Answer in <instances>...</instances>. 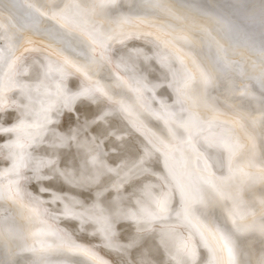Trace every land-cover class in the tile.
Here are the masks:
<instances>
[{
  "label": "snow or ice",
  "instance_id": "snow-or-ice-1",
  "mask_svg": "<svg viewBox=\"0 0 264 264\" xmlns=\"http://www.w3.org/2000/svg\"><path fill=\"white\" fill-rule=\"evenodd\" d=\"M125 5L127 12L122 11ZM65 18L91 28L105 40L127 35L122 30L125 25L153 29L165 46L181 54L182 62L187 59L186 68H195V83L188 76L179 91L198 101L197 107L207 108V114L197 115L191 123H178L148 111L141 103L140 88L128 84L102 53L98 55L102 45L85 40L64 23ZM0 29L13 49L10 54L0 51V94L12 89L18 54L41 37L66 68L94 85L77 96L98 93L135 118L163 147L185 154L178 183L182 195L187 190V215L201 230L210 254L206 264H264V197L257 200L253 196L257 185L264 191V0H0ZM205 48L212 56L198 62L194 50ZM222 86L216 101L207 104L209 90ZM152 120L163 127L157 130ZM27 127L31 125L9 131ZM212 127L227 134L223 144L231 177L223 186L212 174L197 172L192 164L193 155H200L195 135ZM14 168L19 171L18 166ZM19 184L14 180L8 186L0 185V208L8 201L14 229L5 238L0 220V240L5 244V259L0 264H17L13 239H25V248L28 243H39V264H106L89 247L58 239L39 218L37 208L16 199ZM165 210L161 203V211ZM217 211L223 224L218 222ZM136 246L132 241L126 247Z\"/></svg>",
  "mask_w": 264,
  "mask_h": 264
},
{
  "label": "bare ground",
  "instance_id": "bare-ground-1",
  "mask_svg": "<svg viewBox=\"0 0 264 264\" xmlns=\"http://www.w3.org/2000/svg\"><path fill=\"white\" fill-rule=\"evenodd\" d=\"M248 2L258 3L259 0H248ZM16 18L19 20L21 19V16L17 14ZM72 27L74 28V26ZM81 28L80 30L83 32L84 29L82 30ZM88 32H91V30L90 31L87 30V33ZM128 34L124 35L123 37L119 35V37L121 38L117 41L112 42L111 45L109 43L105 47V45L103 44L104 46L102 47L104 48L102 49L100 48L98 55L102 53L103 56L108 59L111 69H113L114 72L122 76L124 80L127 81L128 84L132 85L133 87L140 88L141 103L145 106V108H147L148 111L156 113L165 119H174L178 123L179 122L191 123L196 118L197 115L207 114L208 112L207 108L201 109L197 107L199 103L198 101L188 99L180 94L179 90L183 88L185 79L188 76H191V78L193 79V82L195 83L196 76H197L196 70L193 66H188L186 68V65L188 64L187 59H184L182 62L181 54L178 51H176L174 48H172L171 46H165V44L163 43V38L158 36V34L153 29L142 28V29H138L135 31H133L132 29L131 35H128ZM90 37L88 38L90 39ZM116 37H118V35ZM158 39L160 40V42L158 41ZM7 41H3V43ZM138 41H142L148 45H151L152 47L149 48V50L153 53H157L161 51L160 52L161 54H159L158 57H161L162 55L164 56V54L165 56H167L166 58L164 57L165 60H163L162 57H161L162 60L159 58L156 60L157 62L159 61L161 65L164 66V68L166 69L165 74L157 70L155 63L147 57L148 55H146V52H148V48H146L145 46H141ZM8 43L10 42L3 44V46L5 47ZM77 43H79V41H77ZM37 44L40 46L39 43ZM160 44L162 47L160 46ZM34 46L36 47V44L26 45L25 47L28 50L23 51L22 53L18 54L19 59L17 61V68H16V75H15L17 79L14 77L12 89L10 91H5L2 94H0V185L8 186L11 181L19 180L20 184L18 187L20 191L16 199L20 200L23 204L27 205L30 208H33V207L37 208L39 210V218L43 221H46L48 225L51 226L52 230L56 233V236L58 239H60L61 241L69 245L75 246L77 244V245H84V246L89 247L98 257L102 258L106 262V264H126L124 263V261L126 262V260L127 262L132 261L134 262V264H206V262L211 258L210 254L204 245V238L201 235V230L191 220V217L187 215V209H186L187 190H185L184 194L182 195L181 187L178 183L180 173L185 163V154L182 151L177 150V149L169 150L163 147L157 141L155 137H153L138 121L135 120V118L125 115L118 105L113 104L110 100H108L107 98L103 96H100L98 93H94L93 95H87V96L82 95L80 99L76 98L73 106H70L68 108L67 101L69 100V97L65 89L68 88L71 90V88H69V85L71 87H76L77 84L81 82L83 84L86 83L87 85H89L90 89H92L94 85L88 80H86L83 76L76 73L74 70H69L68 68H65L61 60L55 54L48 51L47 49H44V48L41 49V47H45V46L43 45L40 46L39 47L40 49L38 47L35 48ZM156 46H158V48ZM4 50L6 49L4 48ZM194 51H197V50H194ZM44 59L48 60V62L51 64L57 65L58 67L63 66L62 68L63 71H61V69L60 71L58 70L59 71L58 75H56L57 72L54 71L55 75L59 76V78L62 79V82L57 83L56 87H53L54 89H52V91H49L51 93L49 92H48L49 94L47 93V98L43 97L44 95L40 93V90L42 91L43 89H40L42 86L38 88L37 86L38 83L35 86H37V88L40 89L39 91L38 89H36L35 91L32 89H28V93L27 94L24 93L25 97L23 96L22 99L28 96V99L32 101L30 102L31 106L34 103V107H32L31 110H28L25 107V109H27L28 112L25 114V116L21 117L20 119L8 120L11 114L9 111L6 112V110L12 107L10 106L12 103L11 104L9 103V96H12L13 95L12 93L13 92L15 93V89L17 88V83H16L18 81L17 75L21 76L23 75L22 73H27V72H28V75L33 74L34 68H35L34 65L37 62H40L41 60L44 61ZM168 60H171L173 62L168 61ZM38 67L40 66L38 65ZM48 67L49 66L47 65L45 68L48 69ZM49 69H52V68H49ZM40 72H41V69H40ZM45 72L42 74L43 78H44ZM47 74H46V77H47ZM159 76L161 77V79L157 78ZM45 79L46 78H44V80ZM58 85H59V91L57 88ZM87 85L86 87H88ZM81 87L83 86L81 85ZM22 89L23 88H21V90ZM117 90L120 91L119 89ZM80 92H81V89H80ZM210 92L212 91L209 90L207 94V101H206V103L209 105L214 103L216 101V97L220 95L219 94L218 96H215V99H213L211 98V95L213 94ZM213 92L216 93L217 91L213 90ZM216 94H218V92ZM15 97H17V95ZM26 101H27V98H26ZM62 105H67L65 106V108L69 110V112H67L66 114H64L63 112L58 113L59 116L61 114L63 116L61 115L60 119H56L53 114L55 111H58ZM65 108L64 110H66ZM101 109H104L106 112L105 114L100 116L96 122L90 119H89L90 121H86L88 122V124H90L91 134L89 135L91 136L87 135L88 137H85V136L82 137L79 134L74 135L76 137H78L77 135L82 137L80 143L79 142L76 143L77 148H78V149L76 148L77 153H71V155L67 157L64 161L62 160L63 161V163H61L62 165L60 164L59 166H54L53 163L52 164L50 163L49 165L45 164L43 159L39 156L42 151L46 150L47 148L46 146L50 144V138H53L52 137L53 132L47 135L49 131L54 130V132H58V133L62 132L68 126L67 124L72 123L74 114L79 115V113H82L84 115V118L88 119L92 117L95 114V112ZM22 110L23 112L26 111L24 109ZM118 111H120L121 113ZM121 118H123V122H125L124 124H122L123 122H121L122 120ZM86 122L84 124L83 130L87 129L89 131L88 124ZM53 123L54 125L51 128H49L50 125ZM131 123H134V127L136 131L140 135L143 136L144 140L142 139V137H139L138 133H134L133 131L131 132L130 129H127V126H130ZM151 123L153 127L156 128L157 130L163 127L162 123L158 121L152 120ZM21 124L31 125V127H27L23 131H20V130L9 131V129H16ZM76 125H79V124H76ZM112 125L118 128L117 129L119 130L118 132L121 133L120 138L123 136H126L127 139H123L122 141H115L110 137V139H108L109 141H107L110 144L109 147L113 145L112 147L117 149L120 146H122L121 147L122 149L120 148V150H116V149L113 150L112 152L108 153L107 156L103 158L102 160L103 162H106V164H110L112 166L111 170L113 173L111 176L109 175L107 177L103 173L105 178L107 177L106 178L107 181L108 180L111 181V179L115 178L118 175L120 176L121 174H123L125 170H126L125 172L127 173L128 171L127 168H130V166L133 164V162L135 161L136 155L137 157H139V154L140 155L142 154L141 150H143L146 154L144 156L148 159V164L151 167L150 169L151 171L149 170L150 173L145 172V171L143 172L139 171L138 173H135V175H132L131 177L129 176L130 177L129 179L128 178L127 179L124 178L125 180L123 179L124 184L123 186H120L122 188L116 193V195H118V198L116 201L117 203L115 205L116 207L118 205L120 210L122 209L125 211L131 210V212H134V214L132 213L130 219H129L130 216L127 217V220L125 218L123 219V221L126 220V222H123L124 224L121 226V228L119 227L121 229V232L119 230V232L116 233L117 236L115 235L113 236L115 238L112 237L113 239H111L110 234H109L110 232H109L107 233L109 239H106L105 238L106 235L104 236L103 234L104 236L103 238L106 239L105 241H103L101 240V237L100 239H98L99 238L98 236L100 234L98 235L97 233H94V232L96 231V228H97L96 226L98 224H99V227H101V229L102 227H107L109 229V226H107L106 224L104 225L102 224L103 226H101L100 223H98L95 226L96 227L95 228L93 225H95L96 222L95 224L94 223L91 224L92 221L91 222L88 221L87 224L90 223L92 227L95 228V230L90 225V227L85 226L84 228H81V230L79 229L80 231L75 230L76 233L74 232V229L72 228L75 224L74 219L81 218L80 213H82L83 206L80 205L81 202L79 201H77L78 203L75 202L76 200L79 199L78 197H76V200H75L73 198L74 196L72 197L70 195L74 199V202L71 201L72 199L70 201L68 200L70 198V197L68 198V196L70 192L71 193L73 192V190L68 191L66 186H72L70 189H74L75 185L72 184V180L70 179L71 176H68L69 171L67 172V174L65 172L67 171V165L75 160L74 156L76 155L78 156V153L82 155L80 152L84 151V149L88 148L89 145H91L90 141L92 140V143H94L92 138L96 137L98 134L102 132H106V129ZM73 127L74 126H72V128ZM67 129L70 131L69 128ZM73 130L71 132H73ZM61 134H64V133H61ZM131 135H134L132 136L133 138L131 137ZM226 135L227 134L225 132L221 131V129L217 127H212L206 131L198 132L194 137V143L196 147L198 146L197 143L200 142L199 144L202 146V149H201L202 154L199 156L193 155L192 157V164L194 168L196 169V171L205 176L212 174L213 179H215L216 182L220 184L221 186H223V181L231 177V173L228 168V152L226 151L224 144H223L224 140L226 139ZM61 137H64V136H61ZM67 137L70 138L69 135ZM68 138L65 137L64 141L67 142ZM104 140L105 138H103V141ZM143 141H145V143ZM208 142H214V145L212 146L208 144ZM71 143L72 144L70 145V139H69V145L70 146L73 145L75 149L73 142ZM63 144L61 142V146ZM205 144L212 146V150H210V152L208 151V149L206 150ZM201 146L198 148H201ZM210 146H209V149L211 148ZM92 149H94V147ZM70 150L73 151V149L69 147V151ZM64 152H66L65 149H64ZM108 152H109V149H108ZM103 154H104V151H103ZM103 154L102 156L105 155ZM93 155H91V157ZM55 159H52V160L56 161ZM78 159L79 158L77 157V160ZM81 163L82 162L80 161V163L78 164H81ZM115 163H117L116 166L114 165ZM14 165L18 166V169H19L18 172H17V169L14 168ZM71 165H74V163ZM87 166L89 167V165ZM78 167H76L75 165L76 171ZM92 169H94V167ZM146 169H143V170H146ZM98 170L100 171V169ZM84 172L85 171H83V173ZM74 173H71V174H74ZM94 173L96 172L94 171ZM63 175L68 180V182L66 181ZM75 176L74 178H76ZM84 177H85V173H84V176L82 175V178L87 179L86 177L85 178ZM96 178L98 179L99 177H96ZM117 178H120V177H117ZM76 179H73V180H76ZM99 179L100 180L102 179L101 176ZM77 181L78 180L75 181L76 183L75 182L73 183L78 184ZM98 181L99 180H97V183L96 181L94 183L95 184H98L99 182L101 183V181L99 182ZM117 182H118V179H117ZM122 182L121 183L119 182V184L121 185ZM90 184L92 183L90 182ZM80 185L78 187L79 192L78 190L74 189L75 195H77L78 193L79 194L81 193V196H82V194L86 192V190L85 191L80 190V188H82L81 187L82 185L81 186ZM114 185L116 184L114 183ZM59 186L61 187L65 186V191L69 192L68 196L64 197L63 195L65 194H63V192H62L63 195H61L59 188H58V190L56 191H59V194L63 198L59 196L52 197L54 194L50 190L53 195L51 194V197H50L51 199L47 197V199L45 200V199H42L41 197L42 194L38 196L37 193H39V191L37 193L35 191V189L36 188L38 189V187H41L40 190L43 191V189L45 190V187L47 189L49 188L53 190V189H57V187ZM13 187H15V185H13ZM42 187L44 188L42 189ZM61 187L60 189L63 190L64 187L63 188ZM114 187L116 186H113V188ZM91 190L88 193H91ZM93 190L95 192V189ZM97 190L100 191L99 189ZM116 190L118 189L116 188ZM65 191L64 193H66ZM47 193L48 192H46L45 194ZM54 193L55 195L58 194L55 191ZM96 193H101V192H96ZM158 194L161 196L160 199L158 198L159 196L156 197ZM43 196L46 197V195H43ZM253 196L257 200L264 197V191H262L259 188V185H257L256 191L253 193ZM155 197L158 198L159 200H157ZM64 198H68V199H64ZM80 199L83 200V197H81ZM101 200H103V202L105 200L104 205L107 204L106 198L101 199ZM109 200H111V198ZM109 200L107 202H109ZM155 200H157L156 204H155ZM82 203L83 205H85L84 202ZM87 203L89 204V201H87L86 204ZM161 203H163L164 208L166 209L165 211H161ZM75 204H79V206ZM87 205L85 206L87 207ZM89 206L90 205H88L87 209L89 208ZM110 206L113 207V205H110ZM154 207L157 210V215H155V213L152 214V209ZM53 208L59 209L60 210L59 212L62 213L60 214L61 216L58 214V211H56L57 213H55V210ZM94 209L96 211V208ZM94 209L92 208V210ZM102 209L103 208L100 209L99 211L100 213ZM90 213L92 212L90 211ZM118 215H120V213H118ZM103 216L105 218V215ZM103 216H101L100 218H102ZM108 216H109V212H108ZM216 216L218 218V222L223 224L224 218L219 213V211H217ZM98 217H96L97 218L96 221L99 222L100 218ZM114 217L111 218L110 220L111 223L112 221H114L113 220L115 219ZM121 217L123 218V214ZM94 218H92L93 221H94ZM12 219H13V212L9 208L8 201H4L3 207L0 208V220H3V223H4L5 238H10L11 232L14 231V229H12V226H11ZM105 221L107 222L108 220H105ZM71 222L72 223L74 222V224L72 225ZM106 222H103V223H106ZM107 223L108 225L110 224L109 222ZM76 224H80V222ZM112 224L114 225V223ZM113 225L110 227H113ZM115 225L117 226V223H115ZM80 226L83 227L82 225ZM74 228L76 229L77 227L74 226ZM89 228H92L94 232L93 230L91 231ZM102 230L100 231L101 233H102ZM115 232L116 231H114V233ZM129 237H131V240L126 242ZM244 240L246 239L242 238V242H245ZM132 241H135L137 246L136 247H126ZM25 242H26L25 239H13L12 240V243L14 245V253H15L14 258L17 264H39V249L41 248V245L39 243H36V244L28 243L27 248H25L24 247ZM32 248H35L36 251L29 250ZM4 259H5V244L2 240H0V261H3Z\"/></svg>",
  "mask_w": 264,
  "mask_h": 264
},
{
  "label": "rangeland",
  "instance_id": "rangeland-1",
  "mask_svg": "<svg viewBox=\"0 0 264 264\" xmlns=\"http://www.w3.org/2000/svg\"><path fill=\"white\" fill-rule=\"evenodd\" d=\"M126 8V9H125ZM122 11L123 12H127L128 11V7H127V5H125L124 7H123V9H122ZM67 21H66V20ZM64 19V23L66 22V23H68L67 25L69 26V27H72V26H74V30L76 31V32H78V34L80 33V35H82L83 37H84V39L85 40H89V38L88 37H90V36H92V37H90V39H93V40H95L96 42H97V44H100V45H102V46H104L105 45V47L107 46V44H109L110 43V45L112 44V42H114V41H117V40H119L121 37H123L124 35H121V37H119V35H118V37H116L114 40H105L104 38H102V37H100V36H98L97 37V35H95L94 33H93V31H92V29H90L89 27H87V26H84L83 27V25H76V24H74L73 23V21H71L70 19H68V18H65ZM65 23V24H66ZM71 25V26H70ZM126 26V27H125ZM125 26H123V32H125V33H129L128 35H131V30L133 29V31H135V30H138V29H142V28H148V27H144V26H140V27H129V26H127V25H125ZM75 27H76V29H75ZM82 27V28H81ZM112 27L114 28V29H116L117 30V32H119L120 31V28H119V26L118 25H116V24H113L112 25ZM80 28L83 30V32L80 30ZM87 28V29H86ZM91 30V32H88L87 33V30L88 31H90L89 29ZM151 29V28H150ZM89 34V35H87V34ZM85 34V35H84ZM5 36V37H4ZM117 36V35H116ZM4 37V38H3ZM6 38H7V36H6V33L2 30V29H0V51H3L4 50V48L7 50H4L3 52L4 53H6V54H8V53H11L12 51H13V49L12 48H10V46H9V44L10 43H8L5 47L3 46V44H5V43H7V42H9V40L7 41L6 40ZM88 38V39H87ZM95 38H97V39H95ZM104 41H103V40ZM3 41H7V42H4L3 43ZM35 41L37 42V43H39L40 44V46H45L46 45V41H44L41 37H36L35 38ZM158 41L160 42V40L158 39ZM139 42V44L141 45V46H145L146 48H148V52H146V55H148L147 57L151 60V61H153L154 63H155V65H156V68H157V70L159 71V72H162L163 74H165L166 73V69L164 68V66H162L161 65V63L158 61H156L158 58L159 59H161V57H162V59L163 60H165V58L167 57V56H165V54H164V56L162 55L161 57H158L159 56V54H161L160 52H157V53H153V52H151L150 50H149V48H151L152 46L151 45H148V44H146V43H144V42H142V41H138ZM162 42V41H161ZM37 43H35L36 44V47L35 48H39L40 46L37 44ZM42 44V45H41ZM45 44V45H44ZM104 44V45H103ZM38 45V46H37ZM160 46H161V44H160ZM157 48H158V46H156ZM162 47V46H161ZM47 49L48 51H50L51 52V50L50 49H48V48H46V46L45 47H41V49ZM102 48H104V47H101V49ZM40 49V48H39ZM163 49H165V48H163ZM197 51H199V52H197V51H194L195 53H194V56L196 57V59H197V61L199 62V61H204V60H206V59H208V58H210L212 55V53H210V52H208V50L205 48L204 50H200V49H196ZM167 55V54H166ZM165 57V58H164ZM152 58V59H151ZM161 59V60H162ZM167 61V60H166ZM168 61H171V60H168ZM171 62H173V61H171ZM37 63H38V65L40 66V67H38V65H37ZM34 66H35V68H34V73L33 74H31V75H28V72L27 73H22L23 75H21V76H18L17 75V77H18V81L16 82L17 83V88L15 89V93L13 92L12 94V96H9V103L11 104L10 106H12V107H10V109H8V110H6V112L7 111H9L10 112V114H11V116L9 117V119L8 120H11V119H20L21 117H23V116H25V114L28 112V110H31V108L32 107H34V103L32 104V106H31V103L30 102H32V101H30V99H28V96H26V98H27V101H26V98H23L22 99V97L25 95V94H27L28 93V89H32V90H36V89H38V88H40L41 86V88L40 89H43L42 91L40 90V89H38V91L40 90V93L41 94H43L44 96L43 97H45V98H47V93L49 92V91H52V89H54L53 87H56V84L57 83H59V82H62V79L61 78H59V76H56V75H58V72L60 71V69L62 70V68H63V66H60V67H58L57 65H55V64H51V63H49L48 62V60H45L44 59V61L43 60H41L40 62H37ZM44 63H45V65H44ZM43 64V65H42ZM51 66H50V65ZM49 66L48 67V69L49 68H52V69H47V68H45L46 66ZM45 66V67H44ZM131 66V65H130ZM38 67V68H37ZM65 67V66H64ZM66 68V67H65ZM37 69H39V70H37ZM40 69H41V72H40ZM43 70V71H42ZM49 72H48V71ZM51 70H52V72H51ZM59 70V71H58ZM46 71V72H45ZM57 72L56 73V75H55V72ZM40 72V73H39ZM45 72V75H44V78H46L45 80H44V78H43V73ZM47 73H49V74H47ZM40 75V77H42V78H40L39 77V75ZM46 74H47V77H46ZM35 75V76H34ZM37 75H38V77H37ZM26 77V78H25ZM30 77V78H29ZM16 78V77H15ZM157 78H159V79H161V77L159 76V77H157ZM17 79V78H16ZM42 80V81H41ZM85 80V79H84ZM38 81V82H37ZM40 81V82H39ZM48 81V82H47ZM32 82V83H31ZM36 83V84H35ZM37 83H38V85H37ZM40 83V84H39ZM83 86V87H81V85ZM85 84V85H84ZM81 83V82H79L78 84H77V86L76 87H71L70 85H69V88H71V92L74 94L75 92V97L76 98H78V99H80V97L82 96V95H80V96H77V94L78 93H80V89H81V92L82 91H84V90H87V89H90V87H89V85H87L86 83ZM19 85V86H18ZM24 85V86H23ZM35 85H37L38 86V88H37V86H35ZM86 85L88 86V87H86ZM81 88H80V87ZM85 87V88H84ZM21 88H23L24 89V91H23V89L21 90ZM45 88H46V90H45ZM18 89V90H17ZM20 89V90H19ZM48 90V91H47ZM221 90V91H220ZM18 91V92H17ZM45 91V92H44ZM77 91H78V93H77ZM118 91V90H117ZM210 91H212V92H210V93H212L213 95H211V98H213V99H215V96H218L219 94H221V92L223 91V86H222V88L221 89H218V90H216L217 92H218V94H216V93H214L213 92V90H210ZM215 91V90H214ZM18 93V94H17ZM22 95H20V94ZM25 93V94H24ZM49 93H51V92H49ZM48 93V94H49ZM46 94V95H45ZM17 95V97H15ZM19 95V96H18ZM130 95V94H129ZM85 96V95H84ZM83 96V97H84ZM11 97V98H10ZM15 97V98H14ZM19 97H21V98H19ZM25 97V96H24ZM21 102H20V101ZM23 100V101H22ZM25 100V101H24ZM26 102V103H25ZM28 102V103H27ZM15 103V104H14ZM14 105V106H13ZM19 106V107H18ZM25 107L28 109H25ZM14 110H13V109ZM22 109H24V110H26V111H24L23 112V110ZM63 109V108H62ZM61 109V110H62ZM105 109V108H104ZM104 109H101V110H99V111H97V112H95V114L92 116V117H90V118H84V115L82 114V113H79V115H73V121H72V123H69V124H67L68 126L65 128V130L64 131H62V132H54V130H53V138H50V144L48 145V146H46L47 148H46V150H44V151H42L41 152V157L44 159V160H46L48 163H53V165L54 166H59L61 163H63V161L67 158V157H69L70 155H71V153H77V144L76 143H80V141H81V139H82V137H88V136H91V135H89V134H91V128H90V124H88V122H86V121H90V120H93L94 122H96L97 121V119L100 117V116H102L103 114H105V110ZM117 110H118V108H117ZM12 111H13V113H12ZM67 112H69V110H64L63 111V113L64 114H66ZM104 112V113H103ZM118 112H120V111H118ZM22 113V114H21ZM121 113V112H120ZM24 114V115H23ZM78 116V117H77ZM90 119V120H89ZM122 120H121V122H123V118H121ZM83 120V121H82ZM156 121V120H155ZM83 122V123H82ZM85 122L88 124V128H89V131L88 130H86V131H88V132H86L85 131V129L83 130V128H84V124H85ZM125 122H123L122 124H124ZM73 124V125H72ZM76 124H79V125H76ZM72 126H74L73 128H72ZM77 126V127H76ZM79 126V127H78ZM127 126V125H126ZM67 128H69L70 129V131L67 129ZM68 131H67V130ZM76 130V131H74V130ZM110 129V130H109ZM118 128L116 127V126H109L107 129H106V132H102V133H100V134H98L96 137H94V138H92L93 139V142L94 143H92V140L90 141V144L92 145H89V147L88 148H86V149H84V151H81L80 153L83 155H80L79 153H78V156L76 155V156H74L75 157V160L74 161H72L71 163H69L68 165H67V171L65 172L66 174H67V172L69 171V173H68V176H71V180H72V184L73 185H75L74 186V189L75 190H78V187H79V185L83 188H80V190H86V192L88 193L91 189V193H84V194H82V196H81V193L79 194H77V195H75V190L74 189H70L72 186H66L67 187V190L69 191V190H73V194L70 192V194H69V192L67 191H65V186H63V187H61V186H59V187H57V189H47L46 187H45V190L43 189L44 187H42V189H43V191L42 190H40L41 189V187H38V189L36 190L35 189V191H36V193L39 191V193H37L38 194V196L39 195H41L42 194V199H47V197L49 198V199H51L50 197H51V194L53 195L52 197H54V196H56V197H61V198H63L61 195H63V194H65V195H63L64 197L65 196H68V194H69V196H68V198H64V199H68L69 201L71 200L72 202H74V199L76 200V197H78L77 199L78 200H76L75 202H77V201H79V202H84V204L85 205H87L86 204V202L87 201H89V204L88 205H90L89 206V208L87 209V207H88V205H87V207L85 206V205H83V203L81 204L83 207H86V210L89 212V214H91L92 216H91V218H90V220H88V221H92L91 222V224L92 223H94L95 224V222H96V224L95 225H93L94 227L98 224V223H100V225L101 226H103L104 224H106L107 226H109V229L107 228V227H102V229H101V227H99V224L95 227L96 228V231L94 232V230H95V228H93L92 227V225L89 223V224H87L88 223V221L86 222V223H84V222H80V224H76V223H79V222H76L75 221V224H74V222L72 223V225L74 224V226L75 227H77L76 229L74 228V226L72 227L73 229H74V232L76 233V231L78 230V231H80L81 230V228H84L85 226L87 227H90V225H91V227L94 229H92V228H89L91 231L93 230V232L94 233H97L99 236V238L98 239H100V237H101V240H103V241H105L106 239H109V237H108V234L107 233H109L110 234V237H111V239H113V238H115V237H113L114 235L115 236H117V234L116 233H118L119 232V230H120V232H121V226L124 224L123 222H126V220H127V217H129V219L131 218V215H132V213L134 214V212H131V210H128V211H125V210H120V208H119V206L117 205V207H116V201H117V198H118V195H116V193L122 188V187H120V186H123V184H124V180L125 179H129L132 175H135V173H138L139 171L140 172H143V171H145V172H148V173H150V169H151V167L149 166V164H148V159L144 156V155H146L145 154V152L143 151V150H141V152H142V154L140 155L139 154V157H137V155H136V158H135V161L133 162V164L130 166V168H127V170L130 172V174H129V172L127 171V173L124 171L123 172V174H121L120 176L118 175V176H116L115 178H113V179H111V181L110 180H108L107 181V177L110 175H112V170H111V168H112V166L110 165V164H106V162H103L102 160H103V158H105L106 156H107V154L108 153H110V152H112L113 150H115L116 148H113L112 146L113 145H111V147H109L110 146V144L107 142V141H109L108 139H110V137L113 139V140H115V141H122L123 139H127V137L126 136H123V137H121L120 138V132H118L119 130H117ZM127 129H130L131 130V132L133 131L134 133H138L137 131H136V129H135V127H134V123H131V125L130 126H127ZM133 129V130H132ZM73 130V132H71ZM82 130V131H81ZM108 130V131H107ZM85 131V132H84ZM66 132H67V134H66ZM75 132V133H74ZM110 132V133H109ZM61 133H64V134H61ZM69 133V134H68ZM86 133V134H85ZM104 133V134H103ZM108 133H109V135H108ZM76 134H79L80 136H82V137H80L79 135H77L78 137H76V136H74V135H76ZM83 134V135H82ZM85 134V135H84ZM112 136H111V135ZM70 136V138H68L67 136ZM88 135V136H87ZM138 135H139V137H142V139H143V136L142 135H140L139 133H138ZM61 136H64V137H61ZM72 136H74V137H72ZM99 136H100V138H99ZM104 136V137H103ZM118 136V137H117ZM132 136H134V135H131V137ZM55 137V138H54ZM61 137V138H60ZM68 138L67 140V142H65L64 140V138ZM114 137H115V139H114ZM60 138V139H59ZM74 140H73V139ZM77 140H76V139ZM103 138H105V140L103 141ZM133 138V137H132ZM69 139H70V145L72 144L71 142H73V144H74V146H75V149H74V147H73V145L72 146H70L69 145ZM119 139V140H118ZM79 140V141H78ZM95 140V141H94ZM98 140V141H97ZM144 140V139H143ZM55 141V142H54ZM103 141V142H102ZM61 142H62V146H61ZM100 142V143H99ZM144 143H145V141H143ZM57 143H59V144H57ZM200 143V142H199ZM199 143H197V145L198 146H196L195 148H196V150L199 152V154L201 155L202 154V152H201V149H202V146L199 144ZM212 143V144H211ZM94 144H96V145H94ZM99 144H100V146H99ZM208 144H210V145H214V142H208ZM208 144H205L206 145V150L208 149V151L210 152V150H212V146H210V145H208ZM201 146V148H198V147H200ZM204 145V146H205ZM51 146V147H50ZM97 146V147H96ZM108 146V147H107ZM207 146H208V148H207ZM209 146L211 147L210 149H209ZM65 147V148H64ZM68 149H67V148ZM69 147L71 148V149H73V151L72 150H70L69 151ZM94 147V149H92ZM122 146H120L119 148H117L116 150H120V148H121ZM152 147V146H151ZM77 148V149H76ZM101 148V149H100ZM58 149H59V151H58ZM64 149H65V151L67 152H64ZM99 149V150H98ZM108 149H109V152H108ZM122 149V148H121ZM92 150V151H91ZM97 150V151H96ZM100 150H102V151H100ZM69 151V152H68ZM85 151H86V153H85ZM88 151V152H87ZM98 151H99V153H98ZM103 151H104V154H103ZM107 151V152H106ZM63 152V153H62ZM92 152H94V153H92ZM97 152V153H96ZM55 153V154H54ZM91 153V154H90ZM104 155V156H102V154ZM59 154V155H58ZM66 154H67V156H66ZM86 154V155H85ZM94 154V155H93ZM101 154V155H100ZM53 155V156H52ZM62 155V156H61ZM91 155H93L92 157H95L96 159H95V162L93 161V159H92V157H91ZM99 155H100V157H99ZM52 156V157H51ZM55 156V157H54ZM57 156V157H56ZM87 156V157H86ZM90 156V157H89ZM144 156V157H143ZM59 157H61V158H59ZM64 157V158H63ZM77 157L79 158L78 160H77ZM81 157V158H80ZM87 159H85V158ZM144 159H143V158ZM49 158V159H48ZM56 158V159H55ZM63 158V159H62ZM89 158H90V160H89ZM139 158V159H138ZM52 159H55L56 161H54V160H52ZM84 159V160H83ZM144 161H143V160ZM50 160V161H49ZM63 160V161H62ZM84 162H83V161ZM214 160V159H213ZM212 160V161H213ZM58 161V162H57ZM60 161V162H59ZM80 161L83 163H81V164H78V163H80ZM86 161V162H85ZM131 161H133V160H131ZM55 162V163H54ZM88 162V163H87ZM58 163V164H57ZM74 163V165H71V164H73ZM146 163V164H145ZM77 164H78V166H77ZM91 164V165H90ZM95 164V165H94ZM97 164V165H96ZM104 164V165H103ZM106 164V165H105ZM112 164V163H111ZM62 165V164H61ZM71 167H70V166ZM75 165H76V167H78V168H80V169H78L77 168V171H76V168H75ZM81 165V166H80ZM87 165H89V167L87 166ZM93 165V166H92ZM101 165H102V167H101ZM115 166L117 165V163H115L114 164ZM85 166V167H84ZM94 167V169H92V168ZM105 167V168H104ZM114 167V166H113ZM69 168V169H68ZM88 170H87V169ZM100 169V171L98 170V169ZM102 168V169H101ZM103 168H104V170H103ZM135 168V169H134ZM140 168H141V170H140ZM147 168V169H146ZM86 169V170H85ZM97 169V170H96ZM107 169V170H106ZM110 169V170H109ZM131 169V170H130ZM134 169V170H133ZM143 169H146V170H143ZM71 170V171H70ZM75 170V171H74ZM78 170H79V172H78ZM150 170V171H149ZM83 171H85L84 173H85V177L87 178V179H83L82 178V175L84 176V173H83ZM89 171V172H88ZM91 171V172H90ZM94 171L97 173H94ZM134 173H133V172ZM135 171H137V172H135ZM75 172V173H74ZM77 172V173H76ZM99 172V173H98ZM110 172H111V174H110ZM71 173H74V174H71ZM89 175H88V174ZM103 173L105 174V176H107L106 178H105V176L103 175ZM126 173V174H125ZM70 174V175H69ZM75 174H76V176H75ZM78 174V175H77ZM87 174V175H86ZM99 174V175H98ZM101 174V175H100ZM128 174V175H127ZM72 175H73V177H72ZM124 175V176H123ZM74 176L77 178H74ZM92 176V177H91ZM100 176H101V180L99 179L100 178ZM128 176V177H127ZM130 176V177H129ZM81 177V178H80ZM84 177V178H85ZM92 179H94V180H92ZM96 177H99L98 179L96 178ZM104 177V178H103ZM117 177H120V178H117ZM80 178V179H79ZM118 179V182H117V179ZM122 178V179H121ZM125 178V179H124ZM73 179H76V180H78L77 181V183L78 184H74L73 182H75L76 180H73ZM96 179V180H95ZM105 179V180H104ZM124 179V180H123ZM82 180V181H81ZM97 180H99V181H101V183L99 182L98 184H95L94 182L96 181V183H97ZM104 180V181H103ZM113 180V181H112ZM116 180V181H115ZM123 182H122V181ZM93 184H90V182ZM106 181V182H105ZM117 182V183H116ZM119 182L121 183L122 182V184L120 185L119 184ZM76 183V182H75ZM89 183V184H88ZM113 183V184H112ZM114 183L116 184V185H114ZM83 184H85V185H83ZM107 184V185H106ZM90 186V188H89V186ZM95 185V186H94ZM99 185H100V187H99ZM104 185V186H103ZM112 185V186H111ZM77 186V187H76ZM87 186V187H86ZM98 186V187H97ZM102 186V187H101ZM113 186H116V187H114L113 188ZM60 187L61 188H63V190L62 189H60ZM68 187H69V189H68ZM93 187H95V188H93ZM105 187V188H104ZM58 188H59V191H60V194H59V191H56V190H58ZM85 188H87V189H85ZM101 188V189H100ZM113 188V189H112ZM116 188L118 189V190H116ZM93 189H95V192H94V190ZM97 189H99L100 191H98ZM106 189V190H105ZM109 189H110V191H109ZM49 190V191H48ZM52 191V193H51V191ZM62 190V191H61ZM44 193V191H45V193L46 192H48L47 194H43L42 192ZM54 191L55 192H57L56 194L57 195H55V193H54ZM64 191L66 192V193H64ZM93 191V192H92ZM114 191V192H113ZM41 192V193H40ZM50 192V193H49ZM62 192H63V194H62ZM77 192V191H76ZM78 192H79V190H78ZM96 192H101V193H96ZM95 193H96V195H95ZM104 193V194H103ZM105 193H106V195H105ZM67 194V195H66ZM95 196H94V195ZM100 194H102V195H100ZM43 195H46V197L45 196H43ZM74 198H72L71 196ZM85 195V196H84ZM91 195H93V196H91ZM113 195V196H112ZM103 196V197H102ZM108 197V199H107V197ZM111 196V197H110ZM159 196V197H158ZM45 197V198H44ZM81 197H83V200H81L80 198ZM156 197H158L159 199L161 198V196L158 194ZM155 197V198H156ZM90 198H92V199H89ZM100 198V199H99ZM106 198V203L108 204H106V205H104L105 204V200H104V202H103V200H101V199H105ZM111 198V200H109ZM158 198H156L157 200H159ZM113 199H114V201H113ZM86 200V201H85ZM95 200H97V201H95ZM101 200V201H100ZM109 200V202H107ZM157 200H155V204H156V201ZM91 201V202H90ZM111 201H113V202H111ZM103 202V203H102ZM78 203V202H77ZM101 205H100V204ZM113 203V204H112ZM99 204V205H98ZM104 206H103V205ZM113 205V207L112 206H110V205ZM98 205V206H97ZM114 205H115V207H114ZM93 206V207H92ZM98 208H97V207ZM107 207V209H106V207ZM110 206V207H109ZM91 207V208H90ZM99 207H100V209L101 208H103L102 209V211H101V213L99 212L100 211V209H99ZM92 208L94 209V208H96V211H95V209L94 210H92ZM119 208V209H118ZM112 209V210H111ZM154 209V210H153ZM152 209V214H154L155 213V215H157V210H156V208L154 207ZM93 213H90V211ZM98 210V211H97ZM119 212H118V211ZM105 213H104V212ZM116 211V212H115ZM121 211V212H120ZM156 211V212H155ZM96 212V213H95ZM108 212H109V216H108ZM128 212V213H127ZM55 213H57L56 211H55ZM118 213H120V215H118ZM127 213V214H126ZM59 215H60V213H58ZM97 214V215H96ZM102 214V215H101ZM111 214V215H110ZM115 215V217H114V215ZM122 214H123V218L121 217L122 216ZM129 214V215H128ZM151 214V215H152ZM94 215V216H93ZM103 215H105V218H104V216ZM113 215V216H112ZM116 215H118V216H116ZM126 215V216H125ZM128 215V216H127ZM61 216V215H60ZM98 217V218H100L101 216H103L102 218H100V220H99V222L98 221H96L97 220V218L96 217ZM125 216V217H124ZM95 217V218H94ZM110 217V218H109ZM112 217H114L115 219H113L114 221H112V223H114V225L111 223V218ZM120 217V218H119ZM92 218H94V221L92 220ZM118 218V219H117ZM126 219L125 221H123V219ZM102 219V220H101ZM117 219V220H116ZM104 220V221H103ZM105 220H108L107 222H109L110 224L108 225V223L105 221ZM121 220V221H120ZM106 222V223H103V222ZM118 221V222H117ZM120 222H122V223H120ZM82 223V224H81ZM115 223H117V226L115 225ZM87 224V225H86ZM103 224V225H102ZM119 224V225H118ZM121 224V225H120ZM80 225H82L83 227H81ZM113 225V227H110V226H112ZM115 226V227H114ZM100 229H99V228ZM117 227V228H116ZM120 227V228H119ZM105 228V229H104ZM116 228V229H115ZM119 228V229H118ZM80 229V230H79ZM107 229V230H106ZM76 230V231H75ZM102 230V233L100 232ZM110 230V231H109ZM112 230H114V231H116L115 233H114V231H112ZM99 232V233H98ZM106 234H105V233ZM103 234H104V236L106 235V239L105 238H103L104 236H103ZM108 237V238H107ZM113 237V238H112ZM131 240V237H129L128 239H127V241L126 242H128V241H130ZM245 242H246V240H244ZM77 245V244H76ZM127 250V249H126ZM124 259V258H123ZM125 260H126V258H125ZM121 261H123V260H121ZM126 262H127V260H126ZM125 261H124V263H126Z\"/></svg>",
  "mask_w": 264,
  "mask_h": 264
},
{
  "label": "water",
  "instance_id": "water-1",
  "mask_svg": "<svg viewBox=\"0 0 264 264\" xmlns=\"http://www.w3.org/2000/svg\"><path fill=\"white\" fill-rule=\"evenodd\" d=\"M65 91L68 93V97H69V100L67 101V104H68V106L67 105H62L61 106V108L58 110V111H55L54 112V117L56 118V119H60V117H61V115L59 116L58 115V113H62L63 111H64V108H65V106H67L68 108L70 107V106H73V104H74V102H75V100H76V97H75V95L71 92V90L70 89H65ZM63 108V109H62ZM62 109V110H61ZM66 109V108H65ZM57 113V114H56ZM63 116V115H62ZM54 125V123L53 124H51L50 125V127L49 128H51L52 126ZM51 132H53L52 130L51 131H49V133L47 134V135H49V134H51ZM47 139V138H46ZM39 157H41V155L39 156ZM42 158V157H41ZM43 159V158H42ZM43 161L45 162V164H50V163H48L47 161H45L44 159H43ZM58 173V172H57ZM60 174V173H59ZM61 175V174H60ZM62 176V175H61ZM64 176V175H63ZM64 178H65V176H64ZM66 179V178H65ZM66 181L68 182V180L66 179ZM75 205H77V206H79V204H75ZM81 205V204H80ZM83 208V210H82V213H80V215H81V218L80 219H74L75 221H77V222H84V223H86L90 218H91V214H89V212L86 210V208L85 207H82ZM55 211H58V213H60V214H62L61 212H59L60 210L59 209H57V208H53Z\"/></svg>",
  "mask_w": 264,
  "mask_h": 264
}]
</instances>
